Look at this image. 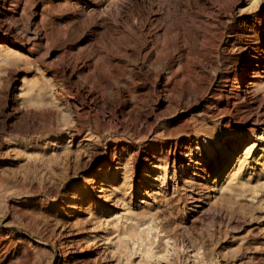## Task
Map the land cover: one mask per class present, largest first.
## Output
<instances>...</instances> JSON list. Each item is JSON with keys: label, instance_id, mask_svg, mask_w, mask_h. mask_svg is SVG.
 Segmentation results:
<instances>
[{"label": "rangeland", "instance_id": "374dc122", "mask_svg": "<svg viewBox=\"0 0 264 264\" xmlns=\"http://www.w3.org/2000/svg\"><path fill=\"white\" fill-rule=\"evenodd\" d=\"M18 2L0 0V264H264V0ZM4 44L27 62L7 71ZM224 150L251 175L218 193Z\"/></svg>", "mask_w": 264, "mask_h": 264}, {"label": "bare ground", "instance_id": "6f19581e", "mask_svg": "<svg viewBox=\"0 0 264 264\" xmlns=\"http://www.w3.org/2000/svg\"><path fill=\"white\" fill-rule=\"evenodd\" d=\"M18 1H21V0H17ZM71 2V1H70ZM19 3V2H18ZM18 3H15V6L16 8L18 7L19 11L18 10H15L13 9V12L11 13V15L9 16V20L14 24V26H17L18 23L17 20L19 19V17L22 16L23 14V11L25 10V7L18 4ZM14 4V3H13ZM23 4V3H22ZM73 4V2H72ZM71 4V5H72ZM110 4V3H109ZM108 4V5H109ZM24 5H25V2H24ZM75 5V4H73ZM79 6V5H78ZM110 6V5H109ZM116 6V5H115ZM118 6V4H117ZM106 7H107V4H106ZM105 7V8H106ZM111 7V6H110ZM104 8V7H103ZM112 8V7H111ZM119 8V7H118ZM8 9V8H7ZM108 9V8H107ZM53 10V9H52ZM118 10V9H116ZM18 11V12H17ZM74 11V10H73ZM101 12H107L108 14H110L112 11L111 9H108V11H104L102 10ZM117 12V11H116ZM20 13L18 16L17 14ZM112 14V13H111ZM99 15V14H98ZM61 18V16H60ZM43 19V17L41 18V20ZM53 20V19H51ZM44 21V20H43ZM40 22V21H39ZM45 22V21H44ZM56 22V21H55ZM51 24V23H50ZM56 24V23H55ZM54 24V25H55ZM160 24V23H159ZM40 25V24H39ZM50 26V25H49ZM19 27V26H18ZM42 27L45 28V23H42ZM41 27V28H42ZM47 27V26H46ZM11 27L10 26H6L3 24V22L0 20V42H9V38L8 36L10 35L11 33ZM50 28V27H49ZM159 28V27H158ZM40 29V28H39ZM18 30L20 31V33L23 35V39H28L29 38V35L26 34V32L21 28L19 27ZM37 30H38V27H37ZM41 30V29H40ZM159 30V29H158ZM44 31V29L42 30ZM46 31V30H45ZM50 29L48 30V33H49ZM39 32V31H38ZM44 33V32H43ZM36 36V34H35ZM162 36V35H161ZM159 36V31H155L154 33V42H159V43H162V44H165V41L164 39ZM36 38V37H35ZM47 40L46 37L44 36H41V33H40V36H37V41H34V44H37V45H46L47 44ZM11 43L10 45H13L12 42H9ZM186 45V47L188 48V50L190 51V49H192L191 46H189L187 44V42L184 43ZM5 46V49L3 51V54H2V62L4 63V68L9 71L11 70L10 66L13 65V64H17V62H27V59L23 53V51H21L20 49H15L13 48L12 46H9L7 44H4ZM157 45V44H156ZM155 45V46H156ZM192 45H195V44H192ZM1 47H3L1 45ZM158 47V46H157ZM158 50V49H157ZM160 50V49H159ZM158 50V51H159ZM156 51V49L154 50ZM162 50H160L159 52H161ZM161 54V53H159ZM159 54H157L156 56H158ZM184 54V51L182 49L178 50V58L179 56H183ZM148 55V53H147ZM170 53L169 51L167 52H163L161 57H169ZM177 55V54H176ZM151 57V56H149ZM253 58H255V56H253ZM161 59V58H160ZM29 60V59H28ZM167 63V62H166ZM165 63V64H166ZM248 67V66H247ZM246 67V68H247ZM249 69H246V72H247V75H246V79H248L249 77ZM179 72V71H178ZM245 72V73H246ZM177 72H170L169 71V75L168 77L170 78L169 81L166 82V84L163 86V90L165 91L166 95L169 97V98H172L173 96L177 95L178 92H177V87H176V82L175 80L173 79ZM243 73V75L245 74ZM239 78L240 75H237ZM244 77V76H243ZM242 77V78H243ZM199 78V77H198ZM240 81V80H239ZM239 85V84H238ZM22 86H24V93L27 95V102H29V104L31 105H41L44 101H46L45 97H44V93H43V90L37 85V81L33 78H27L26 76H23L22 78ZM239 90V88H238ZM238 92V91H237ZM236 93V92H235ZM241 93V92H240ZM180 95V94H179ZM242 96V94H238V97L239 96ZM237 96V95H236ZM243 97V96H242ZM244 99V97H243ZM235 103V102H234ZM262 130V129H261ZM236 136V140L239 139V135H235ZM257 136H259V138H263L264 135L263 133H256L255 134V131H251V132H248L246 133V137L247 139H251V138H256ZM257 143V142H256ZM240 144V143H239ZM261 144V143H260ZM236 145V144H235ZM247 146V145H246ZM260 146V145H258ZM255 147V146H254ZM257 148V146H256ZM252 149V146H248V148L246 149L245 151V154H247L250 150ZM242 151V150H241ZM222 152V151H221ZM233 153V152H232ZM259 153H262L259 155V157L257 158V156L255 155L252 162L253 163H259L262 159V157L264 156V147L263 149L261 148V151H259ZM236 154V153H235ZM232 155V154H231ZM224 156L226 158V162L222 165V166H219L215 175L213 176V183L212 185L215 186L218 181H220L219 183V187H216V192L218 193H223L225 191V189L227 187H230L232 186L233 184H236V185H240V186H245L248 184L249 182V178H250V175H251V171H246L244 174H242L241 172V166H242V155L240 156H235L232 157V156H228V151L227 150H224ZM230 157H232L230 159ZM233 160V161H231ZM245 164V163H244ZM101 170V169H100ZM246 170V169H245ZM250 170V168H249ZM76 185V184H74ZM74 187V186H73ZM76 187L73 188L72 190L75 191L74 193H76ZM216 195V194H215ZM221 194H219L220 196ZM77 196H80V193H77ZM224 196V195H223ZM75 197V196H74ZM61 255V254H60ZM63 255V254H62ZM65 255V254H64ZM64 260V259H63Z\"/></svg>", "mask_w": 264, "mask_h": 264}]
</instances>
